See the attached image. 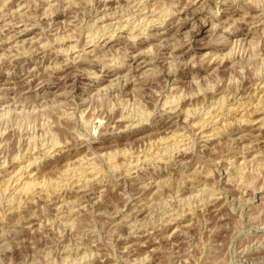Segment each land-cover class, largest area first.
<instances>
[{
    "label": "rangeland",
    "instance_id": "1",
    "mask_svg": "<svg viewBox=\"0 0 264 264\" xmlns=\"http://www.w3.org/2000/svg\"><path fill=\"white\" fill-rule=\"evenodd\" d=\"M232 1L0 0V264H264V0Z\"/></svg>",
    "mask_w": 264,
    "mask_h": 264
},
{
    "label": "bare ground",
    "instance_id": "2",
    "mask_svg": "<svg viewBox=\"0 0 264 264\" xmlns=\"http://www.w3.org/2000/svg\"><path fill=\"white\" fill-rule=\"evenodd\" d=\"M26 1V0H25ZM133 1V0H132ZM135 1V0H134ZM230 2L231 3H233V1L232 0H230ZM131 6V5H130ZM223 6V5H222ZM231 9V8H230ZM255 17H260L261 19H258V20H261L262 22L261 23H264V13H261L260 15L259 14H257ZM159 20V19H158ZM196 20V19H195ZM219 23V22H218ZM4 24V23H3ZM21 24H23V23H21ZM161 24V23H160ZM30 27V26H29ZM9 28V27H8ZM200 29H201V25H200V27H199ZM7 29V28H6ZM119 29V28H118ZM228 29V28H227ZM3 30V29H2ZM5 30V29H4ZM167 29L166 28H164L163 30H161V32H159L158 34H157V37H158V39L159 38H161L162 36H164V34H166V31ZM6 31V30H5ZM11 31H12V34L10 35V37H13V38H22L23 36H25V35H27V32H28V25H27V27H24V25H16L14 28H13V26H12V29H11ZM11 33V32H10ZM9 33V34H10ZM156 33V32H155ZM235 33H236V31H235ZM244 34V33H243ZM189 35V34H188ZM5 36V35H4ZM5 37H9V36H5ZM155 37V36H154ZM24 39V38H23ZM22 40V39H21ZM112 40V38L111 37H108L107 36V38H102L101 39V42H103V44L105 45V44H108V43H110V42H112L111 41ZM24 41V40H23ZM7 42V41H6ZM246 48V47H245ZM257 52V51H256ZM194 55V54H193ZM82 56V55H81ZM135 60V59H134ZM144 63H145V65L143 66L144 68L147 66V63L144 61ZM143 64V63H142ZM141 64V65H142ZM192 67V66H191ZM148 69V68H147ZM173 73V72H172ZM175 73V72H174ZM148 75V74H147ZM125 77V76H124ZM198 82V81H197ZM70 89V88H69ZM233 96V95H232ZM261 101V100H260ZM260 103H262V102H260ZM259 103V100H258V102H256L254 105H253V110H252V112L254 111V113H259V112H262L261 111V109L262 108H260V104ZM8 104V103H7ZM260 104V105H259ZM243 109V108H242ZM247 110V109H246ZM244 113V112H243ZM242 113V114H243ZM244 115V114H243ZM242 115V116H243ZM219 116V115H218ZM244 118H245V116H244ZM207 120V119H206ZM216 121V120H215ZM244 121V120H243ZM249 121V120H248ZM207 122H208V120H207ZM210 122V121H209ZM213 122V121H212ZM202 123H204V121L202 122ZM200 124V127L201 128H204L203 126H204V124ZM252 123V122H251ZM263 123V122H262ZM264 124V123H263ZM127 125V124H126ZM214 125V124H213ZM132 126V125H131ZM216 127V126H215ZM208 132H214V130L212 129V130H210V131H208ZM204 134L206 133L207 134V132H203ZM205 134V135H206ZM210 134V133H209ZM213 134V133H212ZM210 136V135H209ZM209 136H208V138L207 139H209V140H211L212 138H209ZM212 136V135H211ZM210 136V137H211ZM207 137V136H206ZM168 138V137H167ZM172 138V137H171ZM164 139H166V138H164ZM172 140V139H171ZM91 141V140H90ZM163 141V140H162ZM167 141V140H166ZM164 142V141H163ZM55 145V144H54ZM66 148V147H65ZM93 150V149H92ZM246 160V159H245ZM240 162V161H239ZM33 163V162H32ZM83 166V165H82ZM87 167H89V166H87ZM115 167V166H114ZM82 169L83 168H81V170L80 171H82ZM78 171H79V169H78ZM77 171V172H78ZM97 171V170H96ZM16 172V171H15ZM14 172V173H15ZM86 171L85 170H83L82 172H81V174L82 175H84V173H85ZM88 172V171H87ZM79 173V172H78ZM89 173H91V175H93L92 173H95V171H94V168L91 170V171H89L88 172V174ZM75 174V173H74ZM77 174V173H76ZM80 175V174H79ZM76 176V175H75ZM74 176V177H75ZM87 176V175H86ZM88 176H90V175H88ZM88 176H87V178H88ZM19 177V176H18ZM7 178V177H6ZM86 178V179H87ZM91 178V177H90ZM78 179V178H77ZM79 179H83V177L81 178L80 176H79ZM86 179H84V180H86ZM17 180V179H16ZM83 180V181H84ZM89 180V179H88ZM88 180H86V182L88 181ZM14 181V180H13ZM18 181H19V179H18ZM17 181V182H18ZM24 181V180H23ZM78 181V180H77ZM159 181V180H158ZM14 182H16V181H14ZM15 184H17V183H15ZM8 185V184H7ZM39 186V185H38ZM8 187V186H7ZM30 184H29V182H27V181H24V182H22V180L21 181H19L18 182V185L16 186V187H14V190L16 191V195L18 194V195H20V194H25V193H27L28 192V190H30ZM79 188V187H78ZM62 189H64V188H62ZM5 191H6V189H5ZM31 191V190H30ZM51 193V192H50ZM20 197V196H19ZM22 197V196H21ZM149 199V198H148ZM19 201V200H18ZM63 201V200H62ZM62 201L61 200H55L54 201V204H55V210H60V209H62L63 208V204H62ZM13 202V201H12ZM18 203V202H17ZM17 207V206H16ZM9 209V208H8ZM139 212V211H138ZM150 217V216H149ZM57 218V217H56ZM141 243V242H140ZM84 252V251H83ZM136 259V258H135ZM145 259V258H144ZM142 260V259H141ZM259 261V260H258ZM103 263V262H102Z\"/></svg>",
    "mask_w": 264,
    "mask_h": 264
}]
</instances>
